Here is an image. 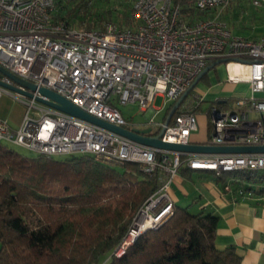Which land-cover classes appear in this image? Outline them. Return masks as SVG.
<instances>
[{
	"label": "built area",
	"instance_id": "2783aa9c",
	"mask_svg": "<svg viewBox=\"0 0 264 264\" xmlns=\"http://www.w3.org/2000/svg\"><path fill=\"white\" fill-rule=\"evenodd\" d=\"M190 1L195 8L213 13L187 21L181 4L174 0H134L133 26L109 21L102 28L87 29L55 18L54 0H0V65L116 126L131 128L119 105L136 103L139 110L148 112L151 135H156L164 121L154 122V98L161 96L166 104H173L208 60L225 59L221 63L227 80L246 81L251 96L238 100L233 109L220 106L225 99L211 103L206 111L209 136L205 144L264 145V35L253 39L231 31L221 17L230 0ZM252 5L264 6V0H252ZM232 62L245 66L247 74L231 76L228 65ZM0 80L12 83L1 73ZM190 93L165 125L162 141L187 144L197 130V112L204 96ZM2 95L23 103L25 112L16 128L0 118V141L37 154L89 153L106 162L141 163L145 172L159 170V185L139 210L144 223L130 230V241L127 235L116 256L142 231L158 227L172 214L169 189L182 163L194 171L233 173L223 191L234 196H251L258 189L233 191L232 183L239 176L235 174L264 173V153L154 148L0 85Z\"/></svg>",
	"mask_w": 264,
	"mask_h": 264
},
{
	"label": "trees",
	"instance_id": "16d2710c",
	"mask_svg": "<svg viewBox=\"0 0 264 264\" xmlns=\"http://www.w3.org/2000/svg\"><path fill=\"white\" fill-rule=\"evenodd\" d=\"M54 2V17L76 28L99 29L108 20L129 17L115 7L116 0ZM174 2L187 21L213 13L190 0ZM184 170L182 163L179 171ZM202 172L222 186L232 174ZM159 173L145 172L138 162H106L89 153L28 157L0 142V264H241L234 246L215 245L217 214L174 201L165 221L115 255L137 210L157 189ZM235 175L233 191L255 189L243 182L249 173Z\"/></svg>",
	"mask_w": 264,
	"mask_h": 264
},
{
	"label": "crops",
	"instance_id": "0c3cea01",
	"mask_svg": "<svg viewBox=\"0 0 264 264\" xmlns=\"http://www.w3.org/2000/svg\"><path fill=\"white\" fill-rule=\"evenodd\" d=\"M231 1L233 2L234 0ZM234 3L235 5L230 9L222 11V19L228 24L234 34L253 39L259 38L261 35H255L253 31L249 34H243L235 30V26L242 27L239 19L245 0H235ZM234 7L236 8L234 9ZM214 61L215 59H210L207 64ZM222 65L224 66L223 63L214 65L200 79L206 77L209 81L210 76L216 75L217 67ZM209 83V88L205 90H210L209 92L214 93L213 96L217 98L216 101L219 103L227 96L237 93L241 87H248L246 81L233 83L227 80V72L223 80L217 78L214 83ZM191 93H193V89ZM169 104H166L161 120L154 122L158 124L164 121L166 116L165 109ZM24 107L23 103L12 101L8 95L0 96V118H7L13 128L20 124L25 111ZM207 109L200 105L197 112L198 128L191 133L189 143H206L209 136ZM146 115L148 116V112H146ZM148 125L147 123L145 127H148ZM191 172L188 169L178 171L174 177L173 183L175 182V185H178L181 194L178 196L175 194L171 183L173 201L176 204L179 203L177 201H185L184 203L186 204L184 205H189L188 203L190 202L193 206L199 205V207L212 210L219 216L215 238L216 247L234 246L236 253L240 257L241 264H264V190L255 191L251 196H234V194L224 192L221 183H216L211 177L202 174V171H194L199 176V179L193 180L191 183L186 182L184 177H189ZM260 177H255L256 179L250 177L243 180V182L262 188L264 184L259 186Z\"/></svg>",
	"mask_w": 264,
	"mask_h": 264
},
{
	"label": "rangeland",
	"instance_id": "374dc122",
	"mask_svg": "<svg viewBox=\"0 0 264 264\" xmlns=\"http://www.w3.org/2000/svg\"><path fill=\"white\" fill-rule=\"evenodd\" d=\"M234 1L232 2L230 0L227 8H225V9L228 10L233 5H235ZM133 2H134V0H116L115 7H118V9L128 11L129 17L128 18H121L119 16L120 18L118 20L112 19V20H108L106 22L112 21V22H115L117 24H120L121 26H126V27L133 26L134 22L132 21V19L130 17V11H131ZM244 4L245 5L243 7V11L240 14L241 17L239 19L242 27L241 26H238V27L235 26V30L239 31L243 34H249L251 31H253V33L255 35L264 34V6H259V7L253 6L252 0H245ZM105 6H107V5H105ZM124 8H126V9H124ZM235 8L236 7H234V9ZM114 12H116V11H114ZM125 21H127V23ZM224 76H226V69L224 68L223 65L218 66L216 69V75L210 76L209 81L206 79V77H204V78L200 79L197 82V84L194 86L193 91L195 93H198V94H201L204 96V102L202 103L204 108H208L211 105V103L216 102L215 100H217V98L215 96H213L214 93L209 92L210 90L209 91L205 90V89L209 88V86H210L209 82L214 83L217 78L223 80ZM250 96H251V89L243 86L239 89V91L237 93L227 96L225 98L226 102L222 103L221 106L226 108V109H233V108L237 107L238 100H240L242 98H248ZM189 97H190V95H189ZM10 98L12 99V97H10ZM12 101L15 102L16 100L12 99ZM151 105H152V107L157 109L156 110L157 112L153 116L154 121H160L161 117H162L163 110L166 106V102L164 101V99L161 96H156L154 98V100L151 102ZM24 109H25V107H24ZM119 109L121 110L123 116L129 120V123H130L129 127H131V128L132 127L144 128L146 126L147 121H148V116L146 115V111L139 110L138 105L136 103L126 104V105L121 104V105H119ZM5 119L7 120L8 123H10L7 118H5ZM156 128H157V126H153V130H155ZM0 142H1V144L5 145V146L13 148L14 150L23 154L24 156H28V157H35L36 156L35 151L30 150L28 148H25L21 145H18V144L12 143V142H8L6 140H2ZM66 156H67L66 154H54L53 155V157L55 159H63ZM188 170H190V169H188ZM190 171H192L190 173V176L184 177L185 181L188 183L193 182V180L199 179V176L197 175V173L194 172V170H190ZM246 174H248V172H245V175ZM249 174L251 175L250 177L252 179H254L255 177L261 176V179H260L261 182H260L259 186L264 184V173L256 170V171L250 172ZM172 190L175 192V194L177 196L181 194V191H180L178 185H175V182L173 183V181H172ZM172 190L170 187V189H169L170 195L172 193ZM172 201H173V199H172ZM177 202H179L177 204L178 206H184V204H186V203H184L185 201H177ZM188 204H189L188 206L190 208L193 206L190 202ZM142 206H143V204L139 207V209L137 210L136 214L133 217L131 227L128 230V234H127L128 236L126 238L127 241H130V239H131V235L129 233L130 230L135 228V227L137 228L140 226V224L144 223V217L139 212V210L141 209ZM166 219H164L163 221H165ZM136 228L134 230H136ZM144 231H142V232H144Z\"/></svg>",
	"mask_w": 264,
	"mask_h": 264
},
{
	"label": "water",
	"instance_id": "95a60500",
	"mask_svg": "<svg viewBox=\"0 0 264 264\" xmlns=\"http://www.w3.org/2000/svg\"><path fill=\"white\" fill-rule=\"evenodd\" d=\"M225 59H217L213 63L206 65L203 70L199 73L197 78L188 86V88L179 96V98L172 104L169 111L167 112L163 125L156 135H151L152 127H144V128H125L116 126L112 123H109L103 119H100L96 116H93L77 105L73 104L65 97L59 95L55 91L46 88V87H38L33 82L26 80L24 78L19 77L18 75L10 72L6 68L0 65V73L8 77L12 83H7L0 80V85L23 94L26 97H34L38 102L48 105L50 107L56 108L65 113L77 116L79 118L85 119L87 121L93 122L100 126H103L107 129H110L114 132L122 134L126 137H129L139 143L152 146L154 148H164L169 150H175L186 153H221V152H246V153H264V145H237V146H226V145H207L205 143H187V144H179V143H171L164 142L160 139L162 135L165 125L170 121L173 114L175 113L179 104L183 101V99L189 94V92L194 88L199 79L214 65L224 62ZM25 89H23V88ZM34 91H37L38 94L34 95Z\"/></svg>",
	"mask_w": 264,
	"mask_h": 264
},
{
	"label": "bare ground",
	"instance_id": "6f19581e",
	"mask_svg": "<svg viewBox=\"0 0 264 264\" xmlns=\"http://www.w3.org/2000/svg\"><path fill=\"white\" fill-rule=\"evenodd\" d=\"M228 68H229L231 76L247 74V68L245 66L234 63V62L230 63L228 65Z\"/></svg>",
	"mask_w": 264,
	"mask_h": 264
}]
</instances>
